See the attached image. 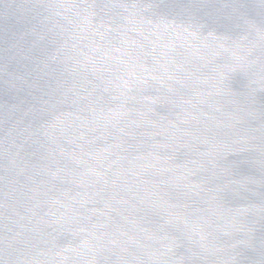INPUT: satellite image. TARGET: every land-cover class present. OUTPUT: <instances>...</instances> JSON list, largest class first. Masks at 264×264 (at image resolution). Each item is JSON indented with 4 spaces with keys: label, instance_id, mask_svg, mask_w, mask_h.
<instances>
[{
    "label": "water",
    "instance_id": "obj_1",
    "mask_svg": "<svg viewBox=\"0 0 264 264\" xmlns=\"http://www.w3.org/2000/svg\"><path fill=\"white\" fill-rule=\"evenodd\" d=\"M0 264H264V0H0Z\"/></svg>",
    "mask_w": 264,
    "mask_h": 264
}]
</instances>
